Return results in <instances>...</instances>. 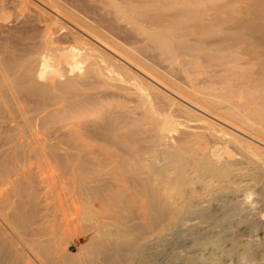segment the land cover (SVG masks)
Instances as JSON below:
<instances>
[{
	"label": "bare ground",
	"instance_id": "bare-ground-1",
	"mask_svg": "<svg viewBox=\"0 0 264 264\" xmlns=\"http://www.w3.org/2000/svg\"><path fill=\"white\" fill-rule=\"evenodd\" d=\"M178 225L264 264V0H0V264H150Z\"/></svg>",
	"mask_w": 264,
	"mask_h": 264
},
{
	"label": "rangeland",
	"instance_id": "rangeland-1",
	"mask_svg": "<svg viewBox=\"0 0 264 264\" xmlns=\"http://www.w3.org/2000/svg\"><path fill=\"white\" fill-rule=\"evenodd\" d=\"M178 226H180V225H178ZM182 226L183 225H181L180 227L176 226L175 228L172 229L173 231L172 230L169 232L167 231L165 234V237H164L165 239L163 240V242L161 244L155 245V247L151 250V253L154 254L155 256L152 257L154 259L152 260V262L150 264H209L203 260L205 258V255H206L204 250H206V249L201 247V250L199 249L200 251L198 250L199 251L198 252V251H196L197 248L196 249L192 248L193 247L192 246L193 238H198V240L199 239L201 240L202 236H204L203 233H205V232H202V228H198V229L196 228L197 230L196 229L191 230V229H188V228H190L188 226H187L188 228L185 225H184V227H182ZM194 230H196V231H194ZM256 231L257 230H253V232L255 234L252 232L251 236L249 237L250 238L249 240H251L253 243L255 241L261 239V235L259 234V232L256 233ZM85 242H86V240H83L82 244ZM201 242H203V241H201ZM202 248L204 250H202ZM75 251H76V248H73V252H75ZM200 252H202V253H200ZM196 256L198 258L199 257L201 258V259L199 258L200 260L197 263H195L193 260H191L192 258L193 259L197 258ZM203 256H204V258H202ZM190 257H192V258H190ZM226 261H225V264H239V263L240 264H250L248 261L246 262V260H243L244 263H242L241 261L240 262L236 261V260H234V261L228 260L227 262Z\"/></svg>",
	"mask_w": 264,
	"mask_h": 264
}]
</instances>
